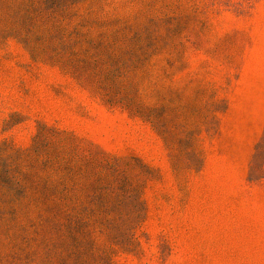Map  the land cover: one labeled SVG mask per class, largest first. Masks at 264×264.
I'll list each match as a JSON object with an SVG mask.
<instances>
[{"label":"rangeland","instance_id":"obj_1","mask_svg":"<svg viewBox=\"0 0 264 264\" xmlns=\"http://www.w3.org/2000/svg\"><path fill=\"white\" fill-rule=\"evenodd\" d=\"M0 264H264V0H0Z\"/></svg>","mask_w":264,"mask_h":264}]
</instances>
